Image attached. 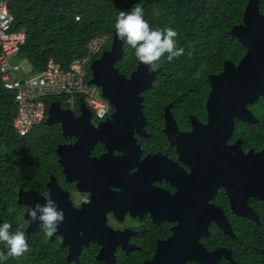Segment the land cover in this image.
<instances>
[{"label":"flooded vegetation","instance_id":"af4514ba","mask_svg":"<svg viewBox=\"0 0 264 264\" xmlns=\"http://www.w3.org/2000/svg\"><path fill=\"white\" fill-rule=\"evenodd\" d=\"M238 48L174 94L168 88L149 94L158 89V67L153 87L142 93L143 117L133 127L99 128L93 117V127L77 134L65 136L55 127L58 171L19 188L16 197L24 216L29 202L34 207L47 199L65 213L51 238L40 222L30 234L25 225L46 264L243 263L250 230L263 224L264 199L251 196L247 181L255 170L264 189V96L232 104L227 77L220 76L247 54ZM60 145L68 146L67 173ZM21 190L34 192L27 203H19Z\"/></svg>","mask_w":264,"mask_h":264},{"label":"trees","instance_id":"16d2710c","mask_svg":"<svg viewBox=\"0 0 264 264\" xmlns=\"http://www.w3.org/2000/svg\"><path fill=\"white\" fill-rule=\"evenodd\" d=\"M249 0H8L10 13L15 17L12 31H22L26 41L15 56L17 63H26L32 74L43 71L47 62L54 59L67 70L70 64L85 55L87 42L106 35L110 49L114 24L120 11H130L137 3L144 17L154 29L171 27L178 33L177 46L185 54L171 63L167 54L158 61L162 69L157 76L156 91L171 94L191 86L199 78V71L210 72L229 56L238 54L240 44L230 34L232 28L243 22ZM260 1L261 10L264 0ZM80 19L77 20L76 18ZM194 49L191 57L189 48ZM1 53V49H0ZM139 61L134 49L124 43V57L117 65L128 75ZM64 104L61 99H56ZM17 114L14 93L3 86L0 74V224L10 223L11 231L18 228L17 215H24V207L17 201L19 188H32L55 169V149L60 133L45 122L27 136H19L13 123ZM15 210L10 214L9 207ZM262 226L250 230L248 252L242 264H264V215ZM25 232V226L22 229ZM26 236V234H25ZM30 252L16 259L9 257L2 264H46L38 256L37 244L27 237ZM0 251L8 249L0 243Z\"/></svg>","mask_w":264,"mask_h":264},{"label":"water","instance_id":"95a60500","mask_svg":"<svg viewBox=\"0 0 264 264\" xmlns=\"http://www.w3.org/2000/svg\"><path fill=\"white\" fill-rule=\"evenodd\" d=\"M231 34L237 38L239 43L247 49V54L243 57L237 67L234 64L228 68L226 65L225 72L220 78L227 77L226 82L230 86L228 94L233 96L232 104L241 101L242 104L253 102L259 96H264V13L260 11L259 0H249L243 15V23L232 28ZM124 55V42L119 40L116 31L113 33L110 49L104 51L100 58L96 59L91 65L92 78L89 84L97 85L101 88L103 96L108 100L115 109L112 117L98 124L99 128H130L135 126L143 117L140 108L143 100L142 93L153 87L156 75L160 72L157 69L150 72L140 61L137 68L129 77L121 74L115 66ZM231 64V63H230ZM73 110L63 108L61 103L51 102L48 116L45 121L47 126L60 125L64 130V135L77 134L76 130H85L92 128V113L84 103L80 107V116L75 118ZM246 119V118H245ZM79 142L74 148L79 146ZM66 148L68 146L60 145L57 148L59 161L67 173L65 161ZM251 152L248 154L250 157ZM264 155V152H263ZM249 168V167H248ZM249 191H253L251 196L264 199V189L257 184V173L254 170L248 173ZM251 175V176H250ZM253 183V184H252ZM34 192L20 191L19 203H27L25 198L33 196ZM240 198V194H235ZM32 206L29 202V208L25 218H29L27 213ZM252 212V211H250ZM244 216H253V213L243 214ZM39 222L28 226V233H32L38 227ZM222 229L224 228L223 225ZM225 229V228H224ZM225 231H228L225 229Z\"/></svg>","mask_w":264,"mask_h":264},{"label":"built area","instance_id":"2783aa9c","mask_svg":"<svg viewBox=\"0 0 264 264\" xmlns=\"http://www.w3.org/2000/svg\"><path fill=\"white\" fill-rule=\"evenodd\" d=\"M14 23L8 0H0V74L4 88L14 93L17 109L13 123L15 132L24 137L42 125L51 102L56 99L62 100L63 108L74 112H80L84 103L96 124L105 120L113 107L103 96L101 88L89 84V81L92 78L91 65L106 50L109 37L100 35L89 40L85 55L73 61L67 70L50 59L43 71L32 74L28 66L13 63L26 41L24 32L12 31Z\"/></svg>","mask_w":264,"mask_h":264},{"label":"clouds","instance_id":"9594fccd","mask_svg":"<svg viewBox=\"0 0 264 264\" xmlns=\"http://www.w3.org/2000/svg\"><path fill=\"white\" fill-rule=\"evenodd\" d=\"M114 28L117 38L134 49V55L138 61L146 66L150 72L158 69V61L167 54L168 62L178 59L185 54L183 47L177 46L178 33L171 27L166 29H154L144 17L141 4L137 3L130 11H120L115 21ZM194 49L191 47L188 56L191 57ZM15 209L8 208L11 214ZM29 218L23 214L17 215L18 228L11 231L10 223L0 224V243L8 249L7 254L0 251V264L13 257L19 259L30 252V246L22 230L25 225L31 226L36 222L43 225L45 236L53 237L65 222V213L59 208L53 199H47L44 204L35 203L30 207Z\"/></svg>","mask_w":264,"mask_h":264},{"label":"crops","instance_id":"0c3cea01","mask_svg":"<svg viewBox=\"0 0 264 264\" xmlns=\"http://www.w3.org/2000/svg\"><path fill=\"white\" fill-rule=\"evenodd\" d=\"M13 63L15 65L19 64V63H17L16 58L13 59ZM20 65H23V66H26L27 67V64L26 63L20 64Z\"/></svg>","mask_w":264,"mask_h":264},{"label":"rangeland","instance_id":"374dc122","mask_svg":"<svg viewBox=\"0 0 264 264\" xmlns=\"http://www.w3.org/2000/svg\"><path fill=\"white\" fill-rule=\"evenodd\" d=\"M99 57H101V55L99 56ZM78 113V112H77ZM80 113V112H79Z\"/></svg>","mask_w":264,"mask_h":264}]
</instances>
